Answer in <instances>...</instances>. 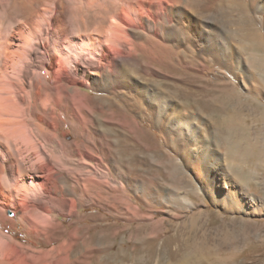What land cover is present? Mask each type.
Listing matches in <instances>:
<instances>
[{"label": "bare ground", "instance_id": "1", "mask_svg": "<svg viewBox=\"0 0 264 264\" xmlns=\"http://www.w3.org/2000/svg\"><path fill=\"white\" fill-rule=\"evenodd\" d=\"M109 1L111 9L91 25L82 15L71 20L65 0H0V11L14 8L19 15L18 22L6 24L0 13V264H53L55 249L40 248L53 243V232L64 235L55 213L67 215L76 209L70 198L76 190L68 181L72 153L79 157L77 168L90 166L87 159L110 166L107 179L116 184L117 135L100 114L106 107L114 109L112 119L116 112L123 113L118 100L132 101L138 114L150 106L149 117L171 142L184 153L191 148L211 167L208 149L217 146L200 142L194 122L201 114L214 118L223 110L211 101L190 110L139 77L161 75L155 66L174 67L175 62L189 65L190 72L218 68L239 77L247 68L244 43L241 30L230 25L242 18L230 24L222 6L212 12L216 0ZM70 3L79 13L96 0ZM260 9L256 3L253 12ZM137 48L152 62L143 63ZM101 131L107 138L95 137L94 132ZM65 133L74 135L72 144L63 140ZM121 167L125 169L124 163ZM216 185L211 179L209 192L214 194ZM7 211L14 218H8ZM19 226L30 235L27 247L16 238ZM61 253L67 262V253Z\"/></svg>", "mask_w": 264, "mask_h": 264}, {"label": "rangeland", "instance_id": "2", "mask_svg": "<svg viewBox=\"0 0 264 264\" xmlns=\"http://www.w3.org/2000/svg\"><path fill=\"white\" fill-rule=\"evenodd\" d=\"M255 1L261 9L253 12ZM65 3L71 20L82 15L91 25L112 7L109 0H96L78 13L70 0ZM221 6L230 24L242 18L234 23H240L239 28L230 27L242 33L247 63L243 74H224L218 68L190 72L189 65L173 62L174 67L155 66L161 75L139 77L190 110L203 101L223 110L214 118L201 114L194 122L204 139L200 137V142L206 146L214 141L217 146L208 149L213 154L211 167L191 148L179 150L149 117L150 106L138 114L132 101L118 100L123 113L116 112L114 119L110 118L114 109L106 107L100 118L117 135L113 169L117 182H108L112 170L107 164L87 159L90 166L77 168L79 157L71 154L74 166L68 168V181L76 190L70 197L76 209L67 215L55 213L64 235L53 232V243L40 248L55 249L53 264H264V0H216L211 11ZM0 13L6 24L19 21L14 8ZM137 52L143 63L152 62L143 50ZM100 133L94 132L95 137L107 138ZM63 140L72 144L74 135L65 133ZM90 177L95 183L88 181ZM214 178L212 194L207 183ZM6 216L14 218L10 211ZM16 238L29 246L24 227L19 226ZM61 245L65 247L60 251ZM61 252L67 253L68 263L61 260Z\"/></svg>", "mask_w": 264, "mask_h": 264}]
</instances>
